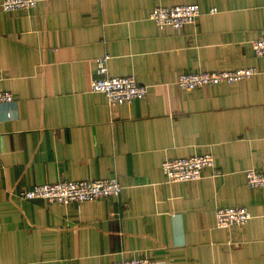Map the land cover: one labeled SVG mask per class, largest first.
<instances>
[{
    "label": "crops",
    "instance_id": "crops-1",
    "mask_svg": "<svg viewBox=\"0 0 264 264\" xmlns=\"http://www.w3.org/2000/svg\"><path fill=\"white\" fill-rule=\"evenodd\" d=\"M0 0V264H264V0ZM196 3L180 31L149 19L157 5ZM215 9L214 12H211ZM134 75L144 99L111 106L91 90L96 60ZM254 67L236 83L188 91L182 72ZM212 153L199 181L168 183L166 159ZM117 178L118 198L63 206L22 189ZM246 207L243 227L217 225L219 207Z\"/></svg>",
    "mask_w": 264,
    "mask_h": 264
},
{
    "label": "built area",
    "instance_id": "built-area-1",
    "mask_svg": "<svg viewBox=\"0 0 264 264\" xmlns=\"http://www.w3.org/2000/svg\"><path fill=\"white\" fill-rule=\"evenodd\" d=\"M39 0H3L2 7L7 11L26 12L35 8ZM213 9L211 12H214ZM202 11L196 3L178 5H157L149 19L155 22L159 29L171 27L180 31L189 24H195ZM254 53L264 57V32L252 43ZM109 55L96 60V76L92 78L91 90L106 96L111 106L129 104L144 99L148 94V86L138 82L134 75L114 76L109 73ZM254 67L237 68L233 70L182 72L178 85L188 91L199 87L218 86L223 83H236L257 74ZM13 95L0 90V101H11ZM0 167L2 160L0 155ZM206 169H214L215 175L220 171L216 167V159L212 153H203L186 157L166 159L162 164L165 180L168 183H183L199 181L204 178ZM247 185L251 188H264V170L247 169L245 171ZM124 186L117 178L60 180L55 183H45L24 188L19 196L24 200L44 199L50 203L69 206L74 203L91 202L106 198H118ZM217 225L221 228L243 227L251 219L246 207H219L216 211ZM112 264H157V261L143 255L130 259L114 260Z\"/></svg>",
    "mask_w": 264,
    "mask_h": 264
}]
</instances>
